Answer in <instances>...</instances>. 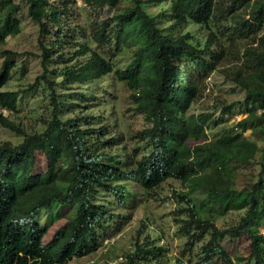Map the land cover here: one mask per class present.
Instances as JSON below:
<instances>
[{
    "label": "trees",
    "instance_id": "16d2710c",
    "mask_svg": "<svg viewBox=\"0 0 264 264\" xmlns=\"http://www.w3.org/2000/svg\"><path fill=\"white\" fill-rule=\"evenodd\" d=\"M72 2L28 0L42 71L28 88L0 89V107L11 111L20 92L40 81L49 101L43 127L32 132L0 113L2 126L23 135L17 143L0 142V264H65L91 254L114 218L101 193L124 202L131 186L152 193L169 178L184 185L172 192L183 203L176 222L184 246L190 250L207 236L193 264H264V0H82L114 7L110 20L89 33L68 23ZM17 8L15 0H0V44L21 31ZM187 23L201 26L204 38L182 30ZM106 40L121 49L134 46L123 68L92 48ZM239 40L245 44L236 53ZM0 54L1 87L17 52L4 47ZM218 68L243 88L244 115L210 138L214 112L187 111L203 96L206 69ZM113 78L131 90L147 123L132 136L143 148L139 156L122 144L116 117L75 112L86 103L105 104L113 85L101 81ZM221 107L229 112L233 106ZM242 174L247 177L239 182ZM63 205L72 213L59 212ZM41 209L52 218L41 223ZM229 211L241 214L218 226L216 219ZM142 234L139 229L119 264L161 257L165 244ZM174 264L188 263L179 258Z\"/></svg>",
    "mask_w": 264,
    "mask_h": 264
},
{
    "label": "rangeland",
    "instance_id": "374dc122",
    "mask_svg": "<svg viewBox=\"0 0 264 264\" xmlns=\"http://www.w3.org/2000/svg\"><path fill=\"white\" fill-rule=\"evenodd\" d=\"M15 1L18 3L16 15L20 19L21 31L15 35H7L5 42L0 44V48L7 47L17 52L14 57L15 64L12 68L11 78L0 89L23 90L28 88L27 86L34 82L37 74L42 71L41 50L38 39V24L29 17L27 11L28 0ZM128 2L129 0H120V4ZM161 7H164V4L153 7L152 10H157ZM70 10L71 12L67 17L68 23L83 28L85 32L89 33L92 27L99 25L102 21L110 20L114 7L109 5L91 6L84 4L82 0H76V2L70 3ZM182 30H191L200 40L205 36L204 29L197 24L187 23L182 27ZM114 44V42L106 40L104 44L93 45L92 48L109 58L113 62L114 68H123L130 60L131 49L134 46L129 44L126 49H121L119 48L120 45L115 46ZM244 44L243 40L236 41L233 45L236 49L235 52L237 53ZM1 62L2 55L0 54V65ZM189 66L197 67L195 64H190ZM202 68L205 69L206 67ZM206 70H208V74L204 76L205 79L203 80L205 84L203 96L193 103L187 112L213 111L214 116L209 122L207 133L208 137L215 138L223 130L230 128L235 120L244 115L240 105L244 91L239 84L231 80L228 75H225L221 68ZM109 76L113 77V75ZM101 82L109 86L113 85L112 95L104 94L106 96L105 104L96 105L92 103L87 105L86 103L79 107L75 106V112L77 115H82L84 112L87 113L88 110H91L95 114L98 112L102 114L103 119H109L110 116L111 118L116 117L119 122L120 132H122V144L130 151L134 150L132 152L134 155L139 156L137 152L143 148L137 147L140 144L135 143L132 136L147 123L143 114L135 109L137 103L130 97L131 90L115 78L113 80L104 79ZM33 86L26 91L20 92L15 111L0 107V113L28 132L43 127L49 108L45 84L40 81ZM226 103L233 106L229 112L222 110L221 106ZM68 115L73 116L74 113H69ZM263 131L264 123L261 125V133ZM249 133L250 129L244 132L245 135ZM22 137V134L0 124V142L10 141L17 143ZM258 141L262 143L263 139L259 138ZM246 177V174H242L239 182H242ZM183 187V183H179L173 178L166 180L152 193L141 187L131 186L132 189L128 194V198L125 197L124 202H120L111 192L101 193L105 209L112 213L114 212V218H110L105 222L103 225L104 231L102 232L103 238H109L111 243L100 244L91 254L73 257L65 264H86L89 259H92V264H119L116 263V260L120 256L123 258L124 252L132 247L133 239L139 229L143 231L142 236L145 233H149L155 238H160V243L165 244L161 257L156 260L152 259L149 262L142 261V264H174L175 260L179 258L188 264L198 261L202 257L200 252L201 243L207 236L197 241L190 250H187L184 246L186 237L181 233L180 225L176 222V218L179 216V207L183 203H180L172 192L173 190H181ZM194 194L199 196L202 193L194 190ZM58 209L59 212L66 215L72 213L73 210L68 205L60 206ZM240 214L241 211H229L218 217L215 222L218 226H226L236 222ZM54 215L55 213L53 217ZM182 216H185V214L182 213ZM51 218L52 215L47 211L44 209L40 210L38 219L41 223ZM237 264L249 263L237 262Z\"/></svg>",
    "mask_w": 264,
    "mask_h": 264
},
{
    "label": "clouds",
    "instance_id": "9594fccd",
    "mask_svg": "<svg viewBox=\"0 0 264 264\" xmlns=\"http://www.w3.org/2000/svg\"><path fill=\"white\" fill-rule=\"evenodd\" d=\"M109 240H110L109 238H107V237L105 238V237H104V238H103V241H102V245H105V244L111 243V242H109ZM112 242H113V241H112ZM86 256H87V255H86ZM121 258H122V257L120 256L119 259L116 260V263H119V261L121 260ZM89 261H91V262L89 263ZM92 262H93L92 259H89V260L87 261L86 264H88V263H89V264H92Z\"/></svg>",
    "mask_w": 264,
    "mask_h": 264
},
{
    "label": "bare ground",
    "instance_id": "6f19581e",
    "mask_svg": "<svg viewBox=\"0 0 264 264\" xmlns=\"http://www.w3.org/2000/svg\"><path fill=\"white\" fill-rule=\"evenodd\" d=\"M230 4V3H229ZM228 12V11H227Z\"/></svg>",
    "mask_w": 264,
    "mask_h": 264
}]
</instances>
